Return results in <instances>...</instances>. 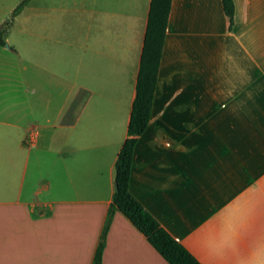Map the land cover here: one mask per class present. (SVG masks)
Instances as JSON below:
<instances>
[{"label":"crops","instance_id":"0c3cea01","mask_svg":"<svg viewBox=\"0 0 264 264\" xmlns=\"http://www.w3.org/2000/svg\"><path fill=\"white\" fill-rule=\"evenodd\" d=\"M233 4L228 33L221 0H172L129 182L131 195L200 264H264V125L251 120L253 95H264V0ZM97 5L83 46L70 31L51 39L37 31L34 61L20 59L24 113L0 108V264H93L151 0ZM31 96L45 124L26 120ZM33 243L34 255L12 256ZM102 264L167 262L115 212Z\"/></svg>","mask_w":264,"mask_h":264},{"label":"trees","instance_id":"16d2710c","mask_svg":"<svg viewBox=\"0 0 264 264\" xmlns=\"http://www.w3.org/2000/svg\"><path fill=\"white\" fill-rule=\"evenodd\" d=\"M22 0L13 11V17L29 3ZM227 20V32L234 27L235 7L233 0H221ZM172 0H151L146 33L140 58L130 121L125 140L115 164L117 192L108 211L93 264H102L106 234L115 212L121 213L131 225L146 238L148 243L167 264H200L183 245L172 238L129 192L133 153L138 139L150 123L151 105L157 83L164 39ZM10 22L0 27V46L4 47Z\"/></svg>","mask_w":264,"mask_h":264},{"label":"rangeland","instance_id":"374dc122","mask_svg":"<svg viewBox=\"0 0 264 264\" xmlns=\"http://www.w3.org/2000/svg\"><path fill=\"white\" fill-rule=\"evenodd\" d=\"M22 0H0V27L6 22H10V29L7 35L6 44L0 46V108L10 110L12 113H19L20 109L23 112L20 103V76H21V58H32L34 61V47L37 45V31L43 32L51 39L52 35L62 34L61 32L70 31L71 36L77 42L76 46H83L84 33L87 28L96 27L95 20L91 17L90 11L94 7H98L99 0H30L29 3L20 11L18 15L13 17V11ZM41 35V33H39ZM58 38V37H56ZM31 60V61H32ZM28 65L29 80L35 79L34 70ZM58 74L62 72L59 67L55 70ZM82 70L78 74V82L82 83ZM23 75V73H22ZM61 75V74H59ZM258 91V89H257ZM58 93L54 92L55 100L50 105V112L54 113L59 101ZM5 95V96H4ZM251 103V108L254 110V115L251 117L253 125H264V95L256 93ZM61 100V98H60ZM57 101V102H56ZM35 96L29 97V105L31 109L26 113V120L45 124L47 115L42 113V109L37 106ZM223 123H227V120ZM51 121L54 123L55 117L51 116ZM38 122V123H39ZM57 122V119H56ZM38 214L34 213V217ZM28 246L19 245V248L12 250V256H32Z\"/></svg>","mask_w":264,"mask_h":264},{"label":"water","instance_id":"95a60500","mask_svg":"<svg viewBox=\"0 0 264 264\" xmlns=\"http://www.w3.org/2000/svg\"><path fill=\"white\" fill-rule=\"evenodd\" d=\"M114 191L117 192V186H116V184L114 185Z\"/></svg>","mask_w":264,"mask_h":264}]
</instances>
